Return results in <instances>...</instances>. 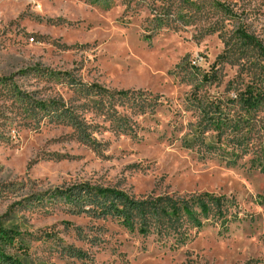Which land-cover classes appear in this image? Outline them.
Wrapping results in <instances>:
<instances>
[{"label":"rangeland","instance_id":"rangeland-1","mask_svg":"<svg viewBox=\"0 0 264 264\" xmlns=\"http://www.w3.org/2000/svg\"><path fill=\"white\" fill-rule=\"evenodd\" d=\"M248 91L264 98V0H0V226L26 250L8 256L264 264V99L247 111L235 97ZM84 184L140 201L209 194L229 212L141 236L76 214L62 194Z\"/></svg>","mask_w":264,"mask_h":264},{"label":"trees","instance_id":"trees-1","mask_svg":"<svg viewBox=\"0 0 264 264\" xmlns=\"http://www.w3.org/2000/svg\"><path fill=\"white\" fill-rule=\"evenodd\" d=\"M241 34L247 43L263 49L254 38L247 36L244 32ZM205 80H208V76ZM95 89L105 92V89L100 86H95ZM119 95L120 99H125V103L131 105V108L138 107L137 110L143 109L148 104L147 98L137 97L138 95L133 97L134 94L131 92L119 93ZM236 99L247 111H251L260 105L264 98L261 94L248 91L242 93L239 98L235 97ZM24 103L25 105L29 104V102ZM45 105L47 104L38 103L34 108L39 110ZM48 106L51 107V110L55 109V105ZM102 107L103 104L99 106V108ZM54 114L61 121H69L79 131L83 130L80 122L69 115L68 110L63 111L56 108ZM221 123L219 120L211 122L212 127L217 129L221 127ZM117 128L125 132V126L121 123L117 125ZM62 196L73 205L76 214L94 219L112 218L130 232L138 233L141 236H148L153 231L165 238L183 236L187 233L189 225L201 227V219H224L229 212L227 199L209 194H203L193 200H173L171 197H166L140 201L128 196L123 191L95 188L84 184L69 189ZM19 238V233L0 226L1 264H23L17 258H12L7 254L8 250L26 251L25 245ZM79 254L74 252L71 253V256L77 258L80 257Z\"/></svg>","mask_w":264,"mask_h":264}]
</instances>
